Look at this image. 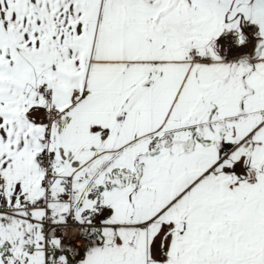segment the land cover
I'll use <instances>...</instances> for the list:
<instances>
[{"label":"snow or ice","instance_id":"obj_1","mask_svg":"<svg viewBox=\"0 0 264 264\" xmlns=\"http://www.w3.org/2000/svg\"><path fill=\"white\" fill-rule=\"evenodd\" d=\"M0 264H264V0H0Z\"/></svg>","mask_w":264,"mask_h":264}]
</instances>
